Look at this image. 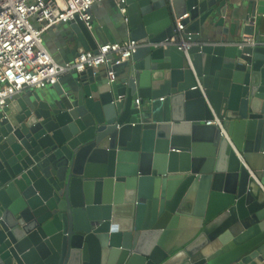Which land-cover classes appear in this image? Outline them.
<instances>
[{
  "label": "water",
  "instance_id": "1",
  "mask_svg": "<svg viewBox=\"0 0 264 264\" xmlns=\"http://www.w3.org/2000/svg\"><path fill=\"white\" fill-rule=\"evenodd\" d=\"M185 13L189 57L148 44ZM111 14L64 23V48L135 39L131 58L0 107V264H264V0Z\"/></svg>",
  "mask_w": 264,
  "mask_h": 264
},
{
  "label": "built area",
  "instance_id": "2",
  "mask_svg": "<svg viewBox=\"0 0 264 264\" xmlns=\"http://www.w3.org/2000/svg\"><path fill=\"white\" fill-rule=\"evenodd\" d=\"M102 1L106 0H0V107L22 90L45 88L70 71L98 69L111 60L118 64L133 56L143 45L135 39L100 44L66 62L57 61L43 45V35L56 24L81 20L91 27L92 7ZM188 16L185 13L176 20L172 36L148 44L175 46L189 57L192 42L184 36L185 25L180 22ZM136 103L139 108V98ZM206 124L220 127L230 141L220 118Z\"/></svg>",
  "mask_w": 264,
  "mask_h": 264
},
{
  "label": "crops",
  "instance_id": "3",
  "mask_svg": "<svg viewBox=\"0 0 264 264\" xmlns=\"http://www.w3.org/2000/svg\"><path fill=\"white\" fill-rule=\"evenodd\" d=\"M114 6V0H106L99 3H96L92 7V18L94 17L97 22H104L110 21L112 14L111 10ZM64 25V23H61ZM67 26V25H66ZM55 30V29H54ZM51 28L47 31L45 35V42L42 40L43 45L48 49V51L54 56H57V60L65 61L70 60L74 56L72 53L67 52L65 47V34L61 31H54ZM100 45V44H99ZM100 68L105 69L106 65L100 66ZM32 88H26L20 92V94L25 93L27 90Z\"/></svg>",
  "mask_w": 264,
  "mask_h": 264
},
{
  "label": "rangeland",
  "instance_id": "4",
  "mask_svg": "<svg viewBox=\"0 0 264 264\" xmlns=\"http://www.w3.org/2000/svg\"><path fill=\"white\" fill-rule=\"evenodd\" d=\"M67 24H57L58 28L55 29L54 31H61L64 33V27H66ZM55 26V25H54ZM68 26V25H67ZM42 40L45 42V35H43ZM53 56V55H52ZM54 57V56H53ZM55 59L57 60V56H55Z\"/></svg>",
  "mask_w": 264,
  "mask_h": 264
}]
</instances>
